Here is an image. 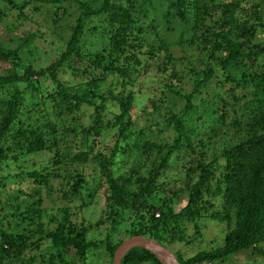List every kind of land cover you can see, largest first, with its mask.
<instances>
[{
	"label": "trees",
	"instance_id": "trees-1",
	"mask_svg": "<svg viewBox=\"0 0 264 264\" xmlns=\"http://www.w3.org/2000/svg\"><path fill=\"white\" fill-rule=\"evenodd\" d=\"M71 1L77 3L73 28L58 47L59 56L48 65L43 66L36 53L22 61L23 53L31 51L27 43L23 47L26 40L0 39V64L6 65L0 73V264H84L88 253L102 246L111 264L115 249L133 235L165 247L190 244L206 217L226 223L221 244L186 257L177 251L181 264H226L243 252L264 264V42L252 43L264 27L262 4ZM40 2L60 0H16L15 5L13 0H0V16L15 6L25 17L23 5L38 9ZM157 13L164 32L178 27L177 45L204 55L197 60L203 69L190 63L187 74L180 73L176 64L186 57H175L173 44L162 29H156L154 18L157 44L141 35L140 18ZM52 15L56 20L57 11ZM106 15L111 28L101 27L110 34L105 56L104 49L88 48L85 36L89 28L99 29L87 23ZM15 41V47L8 46ZM76 61L83 66L75 67ZM100 68L105 71L101 76L95 73ZM68 70L70 79L65 80ZM108 74L114 79L107 83ZM186 78L191 85L187 91L182 88ZM156 81L154 90L168 91L182 106L174 111L167 105L165 125L156 123L161 138L152 141L144 127L136 128L132 115L142 102L156 107L153 97L141 95L144 86ZM116 84L122 90L115 91ZM212 85L220 91H213ZM83 108L91 109L88 126L77 114ZM106 131L116 136L114 145L96 149L89 139ZM62 144L70 145L61 149ZM182 150L186 165L180 163ZM42 151L51 157L38 168L29 160ZM171 165L183 174L182 185L166 190L159 178ZM11 166L15 170L6 169ZM85 166L92 172L88 174ZM62 177L63 202L42 208L44 192L53 197L52 181ZM23 182L28 185L21 187ZM102 187L106 216L95 223L78 221ZM178 196L185 203L175 211L172 202ZM23 198L36 200L29 203ZM214 198L220 199V209L214 208ZM75 201L79 205H69ZM185 224L193 226V236L185 232ZM100 225L106 228L104 238H88ZM120 233L123 237L118 238ZM120 264L163 262L150 250L135 247Z\"/></svg>",
	"mask_w": 264,
	"mask_h": 264
},
{
	"label": "rangeland",
	"instance_id": "rangeland-1",
	"mask_svg": "<svg viewBox=\"0 0 264 264\" xmlns=\"http://www.w3.org/2000/svg\"><path fill=\"white\" fill-rule=\"evenodd\" d=\"M121 1L126 0H114L115 4L121 3ZM241 4L243 6H246L249 3H255L260 2L262 12L264 14V0H240ZM16 4V0H13V5ZM156 5H159L157 2ZM25 8L23 9L25 17L20 16V11L15 6H12L11 9L8 10L5 15L1 14V22H0V39L4 40L5 42H9L8 40L11 39L13 36L16 37V39H24L26 46H28L29 50L26 51L22 55V61L26 62L29 61L31 58L28 56H31V53H36L38 60H40V63L45 66L51 63L54 59H56L58 54V47L61 45V43H64L67 38L70 35V28H73L74 18L77 14V3L71 0H60L59 3H37L36 6L38 9H33L34 4L29 5H23ZM155 6V5H154ZM57 11V17L56 20H53V12ZM159 13L157 14H150V17L148 18H140L141 25L144 28V32L141 34L142 36L149 38L150 41L157 44L156 41L157 38L155 37V29L151 25V19L154 18V22L156 23V29L164 32L165 27H163V19L159 18ZM109 16H103L99 20H94L92 22H88L87 25L95 26L99 28L96 31H93L91 28L86 31V44L87 47L91 50H97L102 51L104 49H108L107 41L110 37L109 31L103 30L101 27H107L111 28ZM93 26V27H94ZM176 29L170 32H164L167 35V38L169 41L173 44L171 45V51L174 53L176 58L183 57L185 55V59L183 58L182 62H177L178 69L180 70V73L183 72L187 74L188 69L192 67L193 64L190 65V63H194L197 68L203 69L205 65H198V58H204V55L200 54L199 50H196L194 48H186L185 50L182 49L181 46L176 44V39L178 37V27L175 26ZM256 42H264V27L263 30L258 32L255 35V39L252 40V43L255 44ZM17 41L9 44L10 47H15L17 45ZM92 44L93 46H90ZM64 48V44L62 46ZM104 55L106 56V51L104 52ZM193 55V56H191ZM76 60V59H75ZM74 60V61H75ZM260 63L263 64V61L260 60ZM194 65V66H195ZM83 64L76 61L75 67H82ZM6 65L0 64V73L4 71V68ZM105 71H103L102 68L97 69L95 72L97 75L101 76ZM70 74V71H67V77H64L65 80L70 79L68 75ZM107 76V83L114 78L111 74H108ZM147 76V75H146ZM150 76V74H149ZM152 76V75H151ZM244 77V76H243ZM154 79V78H153ZM157 80V79H154ZM188 78L185 79L186 84L182 85V88L187 91L191 88V85L189 84ZM159 82L156 81L155 85L144 86L142 88L141 95L151 96L154 99V103L156 104V107H152L148 102H142L138 105L140 106V109H136L134 111V114L132 115L134 123L136 128H145L146 132V138L152 141H157L161 138V134L158 131V127L156 123H161L167 116V105L171 107L174 111H179L182 102L179 98H177L175 95L170 94L168 91L165 92V94H160V91L154 90L158 85ZM250 84V83H248ZM228 86V84H227ZM131 86H127L126 89L129 90ZM154 87V88H153ZM158 88V87H157ZM213 91H220L217 89V86L212 85L211 88ZM122 90L121 84L115 85V91ZM148 107L146 110L145 108ZM77 114H80V122L83 124V126H88L91 123V117L89 116L91 114L90 108H83L81 111L77 112ZM243 118V117H242ZM247 121H250V118H247ZM160 127H163L165 124H163ZM166 128V127H164ZM107 132V131H106ZM111 134V135H110ZM114 134L113 131L103 133L101 136L92 137L89 140H94L96 149L104 150L103 148L113 146L115 143L116 136L112 135ZM168 132H163V135L167 136ZM231 135V133L229 132ZM85 140L84 137H82L83 141ZM70 144H62L61 149H63L66 146H69ZM186 151L182 150L178 153V155L181 157L180 163L183 165H186L187 157H184ZM69 155H72V152L70 151ZM51 154L48 151H42L41 154H37L36 156H32L30 158V162H36L37 167L41 168L44 165H47L49 163ZM153 157V156H152ZM150 157V158H152ZM148 159V158H144ZM149 161V160H148ZM175 165L178 163L177 160H175ZM175 165H171L172 167H169V170H166L164 172V176L159 178V181H162L165 185V189L168 190L170 187L175 186L176 188H180L182 183L180 182V177L183 176V174H179L178 170L175 168ZM179 165V164H178ZM87 169L85 170L88 174L90 171L92 172L91 166H85ZM17 169L18 167L15 166ZM186 168V167H185ZM9 171L15 170L13 166L11 168H6ZM158 181V182H159ZM52 184L54 185V191H56L55 195L53 197H48L46 195L47 192H44L43 194V203L42 208L49 209L50 207H57L60 205L63 200L60 199L62 192H60L59 189H64L65 187V180L62 178L54 179L52 181ZM28 184L27 182H23L21 187H26ZM63 185V186H61ZM32 186V184H31ZM8 185L4 187V190L8 189ZM16 190L18 188H15ZM2 191V189H0ZM44 191V190H43ZM169 196V194H168ZM3 197V194L0 195V198ZM182 197V196H181ZM180 196L176 197L174 201L172 202V206L175 211H178L180 207H182L185 203L184 199H181ZM24 201L33 203L36 198L32 199H25ZM220 199L214 198L212 200V203L214 205V208L220 209ZM65 203V202H64ZM69 205L77 206L79 205L78 201L71 202ZM104 205H105V188L102 187L99 192L96 194V197L94 198L93 203H91L89 206L82 209L80 212V217H77L76 219L78 221H81L84 219V221L93 222L95 223L102 217L106 216L104 214ZM74 219V215L72 216ZM108 224V223H107ZM201 228L200 233L196 236H193L194 234V228L191 224H185L186 229L185 232L192 237V243L185 244L184 242H176L172 244L171 246H168L167 248L174 254L175 252L179 251L183 257L190 256L194 253H196L198 250L202 249H209L211 247L217 246L221 244L222 237L224 236L225 232L227 231V225L224 221H216L211 220L209 217L204 218L201 222ZM129 226V222L127 223ZM126 226V227H128ZM120 232H124L123 229L120 230ZM106 228L105 225H100V228L98 230H92L88 234V238L90 239H103L106 235ZM123 237V234L120 233L118 238ZM129 238V237H128ZM125 240V239H124ZM72 250H70L69 255L72 254ZM175 255V254H174ZM255 256V255H254ZM84 264H109V256L104 249V247H96L92 249L87 257ZM226 264H263L259 262H255L254 258L249 256L247 253H239L236 255H233L229 261H226Z\"/></svg>",
	"mask_w": 264,
	"mask_h": 264
},
{
	"label": "water",
	"instance_id": "water-1",
	"mask_svg": "<svg viewBox=\"0 0 264 264\" xmlns=\"http://www.w3.org/2000/svg\"><path fill=\"white\" fill-rule=\"evenodd\" d=\"M142 247L158 256L163 264H181L176 256L164 245L148 237L133 235L123 240L113 253L111 264H120L123 256L132 248Z\"/></svg>",
	"mask_w": 264,
	"mask_h": 264
},
{
	"label": "built area",
	"instance_id": "built-area-1",
	"mask_svg": "<svg viewBox=\"0 0 264 264\" xmlns=\"http://www.w3.org/2000/svg\"><path fill=\"white\" fill-rule=\"evenodd\" d=\"M155 215L158 216V213H156Z\"/></svg>",
	"mask_w": 264,
	"mask_h": 264
}]
</instances>
